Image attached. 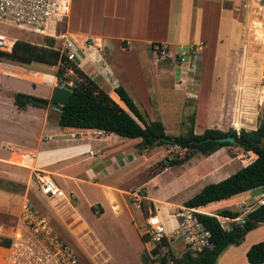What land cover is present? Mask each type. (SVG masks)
<instances>
[{"label":"rangeland","instance_id":"1","mask_svg":"<svg viewBox=\"0 0 264 264\" xmlns=\"http://www.w3.org/2000/svg\"><path fill=\"white\" fill-rule=\"evenodd\" d=\"M72 1L74 2V8L77 5L79 7L78 0ZM247 2V0L242 1L241 7L243 9L239 12L242 19L247 18L248 21L250 12L245 8ZM253 2L254 0H252V4ZM99 15L95 11L93 16L95 21L100 22ZM250 29L249 36L255 37V33L258 32L263 35V28L260 26L255 29L250 27ZM60 30L66 36H68V30L71 34H74L68 27V18L63 22ZM0 33L35 45L44 44V38L26 31L9 29L0 25ZM75 36L72 35L73 38ZM252 36L251 44H258ZM86 42L90 43L91 41L87 40ZM255 45H252L255 50L252 51V60L257 59L259 63L260 47ZM142 47L144 45L134 46L138 50H141ZM152 47H147L146 57L142 63L146 92L138 98L139 92L137 91L138 89L142 90L139 85L136 84L138 89L135 87V92L131 91L123 81L118 86L126 89L149 120H161L168 135H185L191 126L190 118H195L196 115L197 98L194 90L196 77L193 78L192 76L194 71L190 72L191 77H188L187 80L185 78L180 79L175 69L178 65L172 61L158 60L151 51ZM58 48L61 49V46H58ZM74 49L78 51L75 44ZM76 57L74 60L77 63ZM118 58L122 61H130L132 55L130 53L118 54ZM257 61H255V64ZM0 64L3 65L2 68L4 69L0 71V142L3 141L13 147L21 146L24 149L34 147L38 144L37 139L41 132V122L28 114H18L10 108L12 104L8 98L13 97L16 92L9 88L6 79L10 76L20 77L35 82V84L33 83L34 87L37 84L49 87L52 84L43 81L41 76L45 73L55 76L59 66H46L37 63L28 66L13 62L8 58H0ZM258 67L252 65L250 69L253 71L259 70ZM24 70L28 72H24ZM65 77L67 81H57L59 86L70 87L77 80V76L69 71H67ZM255 79L259 81V76L251 77V81ZM102 86H104L103 83ZM105 88L108 95L124 107L114 93V89L107 86ZM247 90L246 88L243 94L251 98V94L245 93ZM208 97L210 102L206 111H204L202 104L198 106L199 118L194 127L195 134H201L206 129L214 128L220 121L218 118L219 111L217 110L220 96L215 87L208 92ZM42 99L45 98L42 97ZM49 109L51 112L50 123L54 120V124H49L47 131L51 134L57 133L58 139L64 138L63 146L65 150L72 153L64 160L65 162L67 160L71 161L62 165L68 168L67 172L76 173L78 171L77 167L70 164L74 162L73 160L78 161L79 157L87 160L90 157H96L94 160L97 162L96 166L102 167L105 172L97 174L90 182L96 188H99L102 193L106 191L111 198L108 199V203L105 200H92L98 197L94 188L87 184H77L66 180H62L60 183V188L65 191H59L58 195L61 197H45L35 183L34 171L39 169L34 170L36 167L29 164V162H22V153L18 148H15L12 150V161L23 165L28 171L25 174L22 173L24 178L21 182L15 181L16 184L24 187L23 190L12 192L9 191L8 187H0V223L17 227L22 223L25 216L30 213L43 216L48 221L53 233L73 249L84 264H93L90 263V260L96 259V257V263L101 264H142L140 260L138 261L140 258L135 253L134 242L127 236V233L124 235L120 233L127 231L132 236H137L138 240L141 239L146 230V218L152 214H157L159 219L166 220V224L170 229L174 223L170 219L173 217L172 211L175 207L183 206V200L190 199L203 186L215 183L216 180L233 174L255 159L253 153L245 152L232 145L225 146L211 155L197 153L182 165L164 167L167 160L183 157L186 150L169 145L143 149L140 145V139H124L98 131H67L62 129L60 133L57 130L59 112L55 107ZM257 111L256 123L245 120V125L239 127L233 126V122H230L228 124L230 126L215 128L224 129L222 130L224 132L229 129H235L236 131L240 129L255 130L260 123H264V106L260 108L258 106ZM225 122L228 123L227 118H225ZM97 141H99L97 147L90 148L83 154H75L77 153L75 146L78 144L96 143ZM1 151L4 150L0 148ZM2 167L0 168L2 170L0 172L1 176L7 175L6 172H14L13 169L8 168L9 166ZM43 170H47V172ZM43 170L40 171L50 176L56 184L59 178H63L60 174L54 173L51 168H44ZM73 176V178L76 176V178L85 179L82 171ZM64 179L73 180L72 178ZM0 180L7 181L4 178H0ZM68 190L76 192H68ZM64 193L66 198H62ZM246 193V195L241 196L245 201L234 208L235 211L240 213L237 219L243 218L248 211L256 207L255 197L264 193V189H254ZM99 196L101 197V194ZM220 223L224 228H227L228 223L222 217H220ZM261 234H264V230ZM251 240H253L252 236L248 238V242ZM174 244L176 247L173 244L169 245V254L181 255L185 250L179 246L180 242L176 241ZM147 246L150 245L146 244V240L142 241L139 245L138 254L141 255L145 252Z\"/></svg>","mask_w":264,"mask_h":264},{"label":"crops","instance_id":"2","mask_svg":"<svg viewBox=\"0 0 264 264\" xmlns=\"http://www.w3.org/2000/svg\"><path fill=\"white\" fill-rule=\"evenodd\" d=\"M242 1L243 0H78L79 7L77 5L76 8H74V2L71 0L68 27L74 34H71L68 30L67 35L72 39L78 49L76 57L78 66L95 82L97 81L96 83L99 86L101 85L100 87L103 90L106 89V86L115 89L118 87V84L123 81L133 92H135V87L138 89L137 85L142 87L141 91L139 89L137 91L139 92V97L137 94L138 98L146 92L142 63L146 57L148 46H152V44H165L172 52H179L189 47L198 46L200 47V54L193 65L191 64V68L188 64L176 66L175 68L180 79L185 78L187 80L188 77H191V71H194V73H192L193 78L194 76L196 77L194 81V90L197 98V106L194 127L199 118L198 106L202 104L204 111H206L210 102L208 92L214 87L220 96L219 104L217 105V110L219 111L218 118L220 121H218L219 123L214 126V128L230 126L228 124L230 122L234 123L235 119H238L241 125H245V120L256 123L258 118L256 105L258 103L260 91L258 79L251 81V77L259 76V70L253 71L250 69V66H259V63L257 59L255 60L257 61L256 64L254 59L252 60V51L255 50L251 45L252 39L247 29V18L245 20L242 19L239 12L243 9L241 7ZM95 11L100 14V22L97 20L95 21L93 17ZM72 35L76 36L73 38ZM87 40L91 42L88 43L86 42ZM137 45H144V47L138 50L134 48V46ZM129 53L132 55L130 61H122L118 58V54L125 55ZM259 59L260 58H258V60ZM24 72L28 71L24 70ZM54 77L55 83L49 87L37 83L34 87L33 83L35 84V82L20 77L10 76V78L6 79V83L11 90H14L16 93L21 92L33 96L37 99H42V97H44L45 99L42 100H47L49 105L43 107L38 104H28L26 108L19 110L14 104L13 97L8 98L9 102L12 104L10 108H12L13 111L18 114H28L41 122V132L37 139L38 144L27 149L21 146L13 147L3 141L0 142V148L4 150L0 152V168H3L2 166H9L8 168L14 170V172H6L7 175H0V178L7 179V181L11 182H21L24 178L22 173L25 174L28 169L12 161V150L18 148L22 153V162H29V164L36 167L34 170L51 168L54 173H58L63 177L57 180V185L49 176L59 191L62 190L60 188L62 180L77 184H87L94 188L98 194V197L92 200H105V202L108 203V199H110L111 196L106 191L102 193L99 188H96L94 184L92 183V185L90 182L93 181V177H96L97 174L105 172L102 167L96 166L97 162L94 161L96 157H90L88 160L79 157L78 161L73 160L74 162L70 164L77 167L78 171L76 173L67 172L68 168L62 164L71 161L67 160L65 162L64 160L72 153L65 150L63 146L64 138L58 139L59 136H57V133L51 134L47 131V128L50 126L49 124H54V120L50 123L49 119L51 114L49 108H54L51 105L53 89L55 87L64 90L69 89V87L59 86L56 76ZM102 83L104 86H102ZM242 87L248 89L245 93L251 94V98L246 97V95L244 96V92L240 90ZM63 99L64 96L59 94V101L62 102ZM236 108L241 111L240 114L236 112ZM57 111L59 112L58 109ZM225 118H227L228 123L225 122ZM59 128L58 126L57 130L60 133L62 129L67 131L81 130L74 128ZM219 130L222 131L224 129ZM98 143L99 141L96 143L88 142L78 144L75 146L77 150L75 154H83L90 148L97 147ZM16 170H19L21 173L19 171V173L15 172ZM43 171L47 172V170ZM80 171L84 172L85 179H79L76 178V176L73 178V175ZM0 172H2V170H0ZM64 178H72L73 180ZM224 178L216 180V182ZM62 191L65 192L64 190ZM69 191L74 190H68V192ZM99 194H101V197ZM246 194V192L241 193L225 200L198 207L196 210L199 213L207 215H216V213L223 209L235 211V206L245 201L241 196ZM57 196L61 197L59 195ZM62 198H66L65 193ZM80 198L82 199L81 196ZM185 201L186 200H183V203ZM85 216L87 217V215ZM218 219L220 221V217H218ZM222 219L226 220L228 223L227 228L230 227L231 223L238 222L239 220ZM162 221L166 224V220ZM262 230H264V224L248 232L240 245L227 247L218 257L216 264H249L246 258V252L252 244L264 240V234H261ZM126 233L134 242L135 253L140 258L138 261H141V255L138 254V250L139 245L144 241L143 238L138 240V238H136L137 236H132L131 233L127 231L120 234L124 235ZM251 236L253 240L248 242V238ZM173 246L176 247L175 244H173ZM179 246L182 248L181 243ZM150 248L151 245L147 246L146 249L149 254ZM174 256L179 257L180 255ZM96 261L97 257L96 259H91L90 263L101 264L96 263Z\"/></svg>","mask_w":264,"mask_h":264},{"label":"trees","instance_id":"3","mask_svg":"<svg viewBox=\"0 0 264 264\" xmlns=\"http://www.w3.org/2000/svg\"><path fill=\"white\" fill-rule=\"evenodd\" d=\"M160 44H152L153 47ZM0 58L22 64H43L46 66L58 65L55 74L58 81H67V71L73 72L77 80L69 90L55 87L51 96V105L59 110L57 125L60 128H74L81 130H95L105 134H113L124 139H140L143 149L156 146H177L186 150L181 158L167 160L164 167L182 165L188 162L195 154L211 155L217 150L235 145L245 152H251L256 157L248 165L240 168L233 174L216 183L205 185L197 194L183 203L184 207L198 208L207 204L228 199L232 196L254 189H264V123H260L255 130L247 131L229 129L224 132L216 128L206 129L202 134L194 132V117L190 118L191 126L185 135L171 136L165 131L161 120H149L135 103L130 94L122 86L114 89L124 107L115 102L91 77L80 69L75 60L68 59L59 48H55V41L45 38L44 44L35 45L28 41L17 39L12 51L0 52ZM246 88H240L244 91ZM59 94L64 96L59 101ZM14 104L19 110L28 104H34L33 96L16 93L13 96ZM238 114L241 111L236 108ZM233 126H242L235 119ZM231 136L233 143L217 142L215 139ZM0 187H8L9 191L17 192L24 189L20 184L0 180ZM196 218L209 232L210 247L202 249L192 256L185 250L179 257L171 253L174 264H216L218 257L229 246L240 245L246 234L261 224H264V205L256 206L241 218L244 221L233 222L230 227L224 228L218 217L236 220L240 213L230 209H223L216 215L195 213ZM146 240V235H143ZM159 247L153 249L156 254ZM249 264L264 263V240L252 244L246 252ZM143 264H153L147 251L141 254Z\"/></svg>","mask_w":264,"mask_h":264},{"label":"built area","instance_id":"4","mask_svg":"<svg viewBox=\"0 0 264 264\" xmlns=\"http://www.w3.org/2000/svg\"><path fill=\"white\" fill-rule=\"evenodd\" d=\"M245 8L250 12L247 29L263 28L260 47L259 81L260 91L256 107L264 106V0H248ZM71 0H0V25L9 29L26 31L42 38L55 41V48L61 46L68 59L74 60L77 50L74 42L60 27L69 17ZM16 37L0 33V52H11ZM61 45H60V44ZM160 61H172L176 65H189L198 59L200 47H189L172 52L165 44L152 47ZM36 186L44 196L55 197L60 192L52 179L42 171H34ZM138 198V197H137ZM256 206L264 205V193L255 197ZM26 208V205H25ZM197 208L175 207L172 211L174 223L170 229L157 214L146 218V243L151 245L150 258L153 264H174L169 255V245L179 241L182 248L192 256L210 247L209 232L198 221ZM159 247V251H152ZM0 264H84L67 244L61 241L43 216L28 214L17 227L0 223Z\"/></svg>","mask_w":264,"mask_h":264},{"label":"bare ground","instance_id":"5","mask_svg":"<svg viewBox=\"0 0 264 264\" xmlns=\"http://www.w3.org/2000/svg\"><path fill=\"white\" fill-rule=\"evenodd\" d=\"M252 36V35H251ZM250 36V37H251ZM262 36L263 35H261L259 32L258 33H255V37H253V39L255 38V42H257V43H260V41L262 40ZM252 43V42H251ZM2 64H0V71L1 70H4L3 68H2ZM38 76V75H37ZM37 78V77H36ZM41 79L43 80V81H45V82H47V83H49V84H52V85H54V83H55V77H54V75H51V74H48V73H45V74H43L42 76H41ZM46 155V154H45ZM59 190V189H58ZM41 194H43V193H41ZM44 195V194H43ZM172 219V221H174V217H172L171 218Z\"/></svg>","mask_w":264,"mask_h":264},{"label":"water","instance_id":"6","mask_svg":"<svg viewBox=\"0 0 264 264\" xmlns=\"http://www.w3.org/2000/svg\"><path fill=\"white\" fill-rule=\"evenodd\" d=\"M33 102L43 107H47L49 105V102L47 100H42V99H37V98H35ZM215 140L217 142H222V143L224 142L233 143L234 142V139L231 136L221 137ZM238 221L242 223L244 220L240 218Z\"/></svg>","mask_w":264,"mask_h":264}]
</instances>
